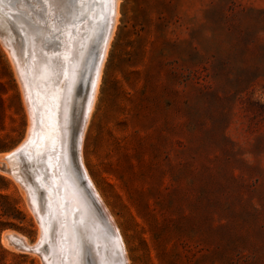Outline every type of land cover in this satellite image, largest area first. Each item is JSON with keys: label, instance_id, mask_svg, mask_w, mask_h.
Here are the masks:
<instances>
[{"label": "rangeland", "instance_id": "obj_1", "mask_svg": "<svg viewBox=\"0 0 264 264\" xmlns=\"http://www.w3.org/2000/svg\"><path fill=\"white\" fill-rule=\"evenodd\" d=\"M76 1L69 0L75 6L69 24L54 6L35 9L39 26L16 10L22 34L17 27L7 32L10 41L21 35L17 46L11 41L19 55L33 31L32 37L51 29L63 36L67 26L75 35L87 23L84 38L96 20L102 33L105 1L95 0L97 11ZM120 1L82 149L128 264H264V0ZM95 51L84 65L78 50L83 79L76 103L86 100ZM21 86L0 36V160L22 146L26 155L52 156L58 141L59 129L40 105L34 109L40 125L28 129ZM1 171L0 264H43L12 241L36 245L41 227L26 181Z\"/></svg>", "mask_w": 264, "mask_h": 264}, {"label": "bare ground", "instance_id": "obj_2", "mask_svg": "<svg viewBox=\"0 0 264 264\" xmlns=\"http://www.w3.org/2000/svg\"><path fill=\"white\" fill-rule=\"evenodd\" d=\"M104 1L105 7L103 8H105V15L102 32L104 30V35L107 37L104 42L103 51L95 55V57L99 55L101 60L94 77L92 75V65L90 67L91 71H89L87 84L83 93L86 96L85 101L81 98L77 103L75 102L80 88H78L77 85L79 77L78 69L82 65V61L78 59V50H80L82 54L81 46L84 45V47H87L86 41L88 37L82 36L84 38H80V35L84 29L87 30V23L85 24L86 26L81 24L78 28L75 25L76 34L70 35L72 34L69 33L71 30L69 27L67 28L66 25L69 24L71 16L75 15L72 13L74 12L72 8L75 6L72 7L69 0L15 1V10L32 14L33 17L30 21L34 23V26L40 25V22L38 23L37 20L38 14H36L35 11L40 5H47L49 7L54 6V8L56 7V9H58V13L59 10H61L60 14L62 20H65L66 23L68 22V24L65 25L66 28H63L64 26L62 27L64 30L63 36L55 32L54 29H51L53 30L52 32L46 33V29V34H43V32L39 34L35 33L36 36L33 35L34 37H32L35 31L31 30L33 31H30L32 34H28L29 45L26 44L27 49H23V56L19 55L16 48L17 45H12V39L11 41L9 40V33L7 30L5 33L0 32L1 38L9 48L17 76L20 78L21 87L25 93L24 96L26 99L24 102L29 110L28 129L35 128L36 113L34 114V109L36 111V105H40L39 107L41 110L47 113L49 119L51 118L54 128L59 129L58 135L56 134L58 139L56 147L52 149V151L50 150L51 152L48 151L49 155L52 154V156H37V153L35 154L32 152L34 146L31 147L32 145L30 144V148L32 149L30 155L24 153L26 151V146H22V148H16L14 152L8 153L9 156L0 160V171L2 170V173L3 171L9 172L14 179L19 180L18 182L22 184L26 181L24 184L26 192H31L28 196V201L41 227L40 241L37 242L36 245L33 244L34 246L31 245L26 238L20 239V237L18 238L15 236L12 237V241L13 243L20 241L25 247L36 250L31 253L38 255L43 264H128L129 260L123 246L122 237L116 230L117 224L115 219L107 209L101 194L86 168L82 149L85 131L87 130L92 112L96 106L104 62L120 16V0ZM80 3L84 5L87 3L91 4L89 0H80ZM89 4H87L88 8L90 7ZM77 5L78 4H76V6ZM84 8L86 9L87 7ZM6 9L8 10L9 8ZM40 13L42 15V12ZM98 15H100L99 12ZM108 16L111 17L110 19L112 20L111 27L109 26L110 22ZM95 17L97 16L95 15ZM95 17L93 18L95 19ZM99 18L100 17L97 19L99 20ZM16 19L19 18L17 17ZM77 19H79V17ZM79 23L77 25H79ZM58 26L56 24L57 28ZM106 28H110V31L108 32ZM34 29L36 28L34 27ZM58 29L61 30V28ZM45 39L47 41H45L46 44L43 42ZM101 42L102 38L99 44ZM86 55L84 57H87ZM31 92H34L35 96H32ZM81 110L83 111L82 114ZM39 115H36L37 119ZM43 115L45 116L44 113ZM82 117H84L85 120L83 122V130L79 137L80 143L79 147H75V136ZM41 118H43V116L40 117V120ZM38 124L39 121L37 122V125ZM51 134L52 133H50V135ZM29 136L30 134L26 138L27 143H29L27 141L29 140L28 138H30ZM34 137L36 141L39 135ZM34 137L32 138L34 139ZM23 156L25 157L22 158ZM22 162H24V168L20 167ZM42 174L49 177L50 180L47 181V183L53 186V190L59 189L60 192L58 194L54 195V191L48 189L47 184L42 185L44 183ZM88 187L98 201L99 208L95 205L93 200H90ZM105 208L108 211H106ZM109 216H111L113 220H111ZM81 228H83L84 231H82ZM45 246V252H49L50 254L43 252V247Z\"/></svg>", "mask_w": 264, "mask_h": 264}, {"label": "water", "instance_id": "obj_3", "mask_svg": "<svg viewBox=\"0 0 264 264\" xmlns=\"http://www.w3.org/2000/svg\"><path fill=\"white\" fill-rule=\"evenodd\" d=\"M15 1L16 0H0V32L1 33H5V31L7 30V29H11V28H13V29H15V25H16V27L18 28V31H20L21 33L20 34H22V26L20 25V24H18V22H17V20H16V18L18 17H20V15L17 13V11L16 10H14V7H16V4H15ZM89 2H92L91 4H90V7L91 6H93V8L92 9H95V11H97V8H98V6H96L95 5V0H89ZM98 2V1H97ZM6 6H8V8H9V10H7L6 9ZM97 7V8H96ZM91 9V10H92ZM7 12H9L10 14H12L13 15V17H10L9 16V18L8 17H6V16H8V15H6V13ZM87 12H90L89 11V9L87 10ZM93 13V12H92ZM16 17V18H15ZM107 18V17H106ZM111 17H109L108 16V19H109V22H110V27H111V22H112V20L110 19ZM91 27H92V29H91V31H90V35L88 36V42L90 43V44H88V46L87 47H84V45L83 46H81L82 47V54H83V57L87 54V52L90 50V49H92L93 50V52L97 49V51H98V54L99 53H101L102 51H103V48H104V42L106 41V37L107 36H105L104 35V30H103V32L101 33L100 32V34H99V29L101 28V24H98V22H93L92 23V25H91ZM17 30V29H16ZM106 30L109 32L110 31V28H106ZM20 34H16L15 35V39H13L12 40V43L14 44V45H17L18 44V41H19V39H20ZM10 35V34H9ZM10 37H12V35L10 36ZM98 37H100V39L102 38V44L100 43V44H96V39H98ZM18 52H19V54H20V50H18ZM91 52V51H90ZM96 52V51H95ZM22 56H23V54H21ZM87 56V55H86ZM83 59V58H82ZM100 60H101V57L99 58V55L97 56V57H93L92 59H91V61H92V71H93V73H92V75H93V77L95 76V74L97 73V69H98V67H99V63H100ZM88 61V59L86 60L85 59V57H84V65L85 64H87L88 63V65H90V63H89V61ZM82 72H84L83 70H82ZM82 75V74H81ZM81 75H79V77H78V84L79 83H81V81H80V76ZM82 77V76H81ZM72 108V107H71ZM85 113V112H84ZM84 117H82V119H81V122H80V124H79V126H78V130H77V134H76V136H75V142H74V144H75V147L76 146H78L79 147V143H80V133H81V131L83 130V122H84ZM86 184H87V182H86ZM88 186V185H87ZM88 189H89V187H88ZM89 195H90V200H93L94 202H95V205L98 207L99 206V203H98V201L96 200V198H95V196L93 195V192L89 189ZM99 208V207H98ZM82 229V231H84V229L83 228H81ZM16 245H17V248H18V250L19 251H21V252H24V253H31V252H34V251H36V250H34L33 248L32 249H30V248H27V247H25L23 244H22V242H14ZM45 249H46V246L45 247H43V252H45ZM46 253V252H45ZM49 252H47L46 254H48ZM50 254V253H49ZM92 263V262H91Z\"/></svg>", "mask_w": 264, "mask_h": 264}]
</instances>
